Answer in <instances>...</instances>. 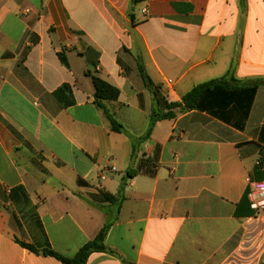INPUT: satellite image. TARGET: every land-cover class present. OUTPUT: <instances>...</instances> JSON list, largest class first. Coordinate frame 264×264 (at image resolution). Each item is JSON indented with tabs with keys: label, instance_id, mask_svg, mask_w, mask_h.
<instances>
[{
	"label": "crops",
	"instance_id": "1",
	"mask_svg": "<svg viewBox=\"0 0 264 264\" xmlns=\"http://www.w3.org/2000/svg\"><path fill=\"white\" fill-rule=\"evenodd\" d=\"M230 70L264 79V0H0V264H64L21 243L74 258L108 220L114 254L87 264H264V215L243 202L264 181V86L243 128L178 113L132 158L154 91L180 103ZM93 78L119 91L102 103L128 135ZM139 165L118 211L105 194Z\"/></svg>",
	"mask_w": 264,
	"mask_h": 264
},
{
	"label": "trees",
	"instance_id": "2",
	"mask_svg": "<svg viewBox=\"0 0 264 264\" xmlns=\"http://www.w3.org/2000/svg\"><path fill=\"white\" fill-rule=\"evenodd\" d=\"M140 70L146 84L150 85L151 81L145 75L144 69L140 67ZM93 85L95 88L96 105L98 108L104 110L110 123L111 131L128 135L126 129L105 109L102 103L106 100H117L119 97V91L99 78H93ZM260 86H264V79L256 80L253 85L246 86L237 80L233 71L230 70L222 78L214 79L196 86L182 97V102L180 103H168L160 97L158 91H154L155 104L150 118L148 131L144 136L139 138L129 135L133 144L132 158H135L136 156L137 145H140L151 138L153 130L159 122L173 120L177 117L178 113L188 111L209 112L226 122H232V119L238 116L241 123H236L235 125L239 128H243V123L247 120L250 114L256 92ZM55 96L64 108H69L74 105L72 89L69 85H65L56 91ZM141 168L142 166L139 165L137 169L128 172L126 178L121 184L117 196L105 194L106 200L112 205L117 206L118 211L121 209L125 201V186L127 179L138 175ZM247 198L248 195L244 197L243 202H247ZM112 225L113 221L108 220L96 238L81 248L74 258L70 259L64 258L50 250L39 252L33 246L24 243H21V245L34 253H42L47 256L55 257L64 264H87L89 258L94 253L114 254L106 245V239Z\"/></svg>",
	"mask_w": 264,
	"mask_h": 264
},
{
	"label": "built area",
	"instance_id": "3",
	"mask_svg": "<svg viewBox=\"0 0 264 264\" xmlns=\"http://www.w3.org/2000/svg\"><path fill=\"white\" fill-rule=\"evenodd\" d=\"M248 193L251 208L256 215H264V181L250 180Z\"/></svg>",
	"mask_w": 264,
	"mask_h": 264
}]
</instances>
